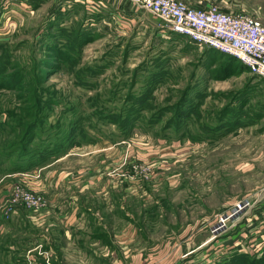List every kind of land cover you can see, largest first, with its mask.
<instances>
[{"label": "rangeland", "instance_id": "obj_1", "mask_svg": "<svg viewBox=\"0 0 264 264\" xmlns=\"http://www.w3.org/2000/svg\"><path fill=\"white\" fill-rule=\"evenodd\" d=\"M262 1L197 3L261 5L264 23ZM40 2L14 3L0 25L7 73L20 67L26 79L22 89L0 85V264H223L230 244L250 250L264 233L244 237L264 228V78L147 12L126 20ZM61 28L84 29L89 40L57 62L47 44ZM43 60L53 67L43 70ZM146 91L132 129L111 122ZM33 120V166L13 170L30 157L15 148ZM220 120L229 124L214 128ZM17 187L40 206L12 202ZM247 199L255 202L249 227L241 218L212 238L217 216Z\"/></svg>", "mask_w": 264, "mask_h": 264}, {"label": "built area", "instance_id": "obj_2", "mask_svg": "<svg viewBox=\"0 0 264 264\" xmlns=\"http://www.w3.org/2000/svg\"><path fill=\"white\" fill-rule=\"evenodd\" d=\"M69 0L67 2H70ZM133 8L147 12L158 19L171 32L180 34L199 45L215 48L223 53L238 58L249 69L251 74L264 78V25L258 12L236 10L228 5L220 6L211 3H190L186 0H128ZM102 1L85 0L84 5L98 10ZM12 202H22L29 207H39L38 196L19 187L12 192ZM255 202L238 201L229 212L217 216L212 225V238L223 235L236 227L239 219L246 221L249 227V214ZM249 230V229H248ZM264 230L244 231V237H252ZM239 243V242H238ZM229 245L228 252L257 253L264 246V233L260 240L251 243V249H243L241 243ZM246 248V247H245ZM186 256V255H185Z\"/></svg>", "mask_w": 264, "mask_h": 264}, {"label": "trees", "instance_id": "obj_3", "mask_svg": "<svg viewBox=\"0 0 264 264\" xmlns=\"http://www.w3.org/2000/svg\"><path fill=\"white\" fill-rule=\"evenodd\" d=\"M176 35H180L177 33H174ZM182 36V35H180ZM59 37L62 38V40H64V45L60 46L58 45L59 42ZM53 38L56 39V42H49L48 45V52H50L49 54H53L52 56L57 60V62L60 61H65L67 59V57L69 56V53H71L73 46H75V44L77 43H84V41H88L89 40V33L88 31H84V29H77L74 31H66L63 30L61 28L60 30V34L59 35H53ZM0 39H4V38H0ZM1 41V40H0ZM0 49L1 52H3V54L0 56V85L1 87H18L21 88V83L24 82V80H26L24 78V74L21 71V68L19 67H15V70L13 71L12 74H8L7 70L5 68L4 65H8L9 61V54L6 52V50L3 49L2 44H0ZM5 51V52H4ZM1 54V53H0ZM226 55V54H225ZM3 57H6L5 59V63L1 61V59ZM227 59V62L230 63V67L232 66V64L234 66H232L233 68H238L241 70H245L247 67L245 65H243V63L237 59L234 56H230V55H226L225 57ZM10 59V58H9ZM8 62V64H6ZM42 63L45 66V69L43 70H49V66L53 67L52 61L49 60H43ZM248 69V68H247ZM12 70V69H11ZM35 70V66L33 67V69L31 70L32 73H34ZM249 71V69H248ZM45 72V71H44ZM152 88L155 87V83H153L152 81ZM22 89V88H21ZM31 92L33 94L34 99L37 97L35 94L37 93L35 90V86L31 87ZM150 95V91H146L144 93H142V97L140 99H132V103L123 113H119L118 115H114L113 117L110 118L111 122L113 123H117L119 128L124 129L126 132L127 130L132 129V127L134 126V122L135 120H138L139 118V114H140V110H143L144 108H146V102L147 99ZM35 107H40L42 106L41 101L38 99H35V101L33 102ZM46 104V102H45ZM48 104V103H47ZM180 102H178L177 104L174 105V109H175V113L177 114V117L182 116V110L180 107ZM33 105H31V108L34 107ZM36 112L34 110L32 115L33 117L36 116ZM229 111H224V113H222L221 115H219V119H221L222 116H225L226 114H229ZM39 124V120H33L32 122H30L29 124H27V128L26 131L28 132V139L25 141H22L20 143L16 144V148L15 150L18 152L21 151V154H27L29 153V159L27 161V163L23 164V166L21 165H14L12 168L14 169H21V170H26L29 166H33L34 161L32 159H30L32 157V153L29 152V149L26 147V144L29 143L31 141V139L33 138V135L30 134V131L33 132V130L36 128V125ZM229 122H223L222 120H220V123L215 125L214 128H220V127H224L226 125H228ZM234 126L238 125V122L233 123ZM233 128V126H232ZM30 130V131H29ZM27 137V135H26ZM61 140V139H60ZM47 153V151L43 150L40 151V153ZM35 153V151H34ZM262 255L256 257L257 255L255 254H250L247 252H234L232 254L229 255V258L225 261V263L223 264H264V246L262 247L261 250Z\"/></svg>", "mask_w": 264, "mask_h": 264}, {"label": "crops", "instance_id": "obj_4", "mask_svg": "<svg viewBox=\"0 0 264 264\" xmlns=\"http://www.w3.org/2000/svg\"><path fill=\"white\" fill-rule=\"evenodd\" d=\"M39 1H41L40 2L41 4L47 3L55 7H59L61 9L67 8L68 10L73 11V10L78 9L79 6H81L82 4H84L85 0H72L70 2H67L69 0H0V25L2 23L3 25L7 23V20L9 18L7 15L13 10L12 8H13L14 3H18L19 7H21V9L23 10H26V9L31 10L30 8L32 7V5L37 2L39 3ZM93 1H97V0H93ZM101 1H102V4L100 8H102L103 9L102 11L106 12V14L107 13L110 14V16L114 15L119 18L125 17L127 18L126 20H128V18H131L132 20H139V15L144 13L143 11H140V10L136 11L133 8L132 3L128 0H101ZM186 1L193 3V4H196L198 2V0H186ZM262 2H264V0ZM253 9L257 10L259 18L262 22V19H263L262 6L257 5L256 8H253ZM95 193L97 195L101 194L100 191L98 190ZM71 203H74V201L72 200ZM69 214L71 216L72 215L76 216V208H73Z\"/></svg>", "mask_w": 264, "mask_h": 264}]
</instances>
